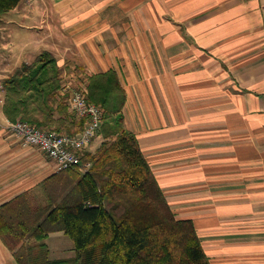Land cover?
Instances as JSON below:
<instances>
[{"label": "crops", "instance_id": "obj_1", "mask_svg": "<svg viewBox=\"0 0 264 264\" xmlns=\"http://www.w3.org/2000/svg\"><path fill=\"white\" fill-rule=\"evenodd\" d=\"M43 52L58 61V102L116 71L126 128L210 263L264 264V0H23L0 20V81ZM5 95L0 207L29 194L56 207L82 173L58 171L7 131ZM45 243L52 261L76 256L63 230ZM38 244H26L33 257ZM0 264H19L1 238Z\"/></svg>", "mask_w": 264, "mask_h": 264}, {"label": "trees", "instance_id": "obj_2", "mask_svg": "<svg viewBox=\"0 0 264 264\" xmlns=\"http://www.w3.org/2000/svg\"><path fill=\"white\" fill-rule=\"evenodd\" d=\"M22 2L0 0V20ZM3 85L4 113L11 121L69 135L85 128V120L77 121L69 113V95L57 101L63 83L50 52L23 65ZM88 88L89 102L104 111L103 142L96 152L83 156L92 162V169L75 174L76 190L56 207L26 208V195L1 206L2 241L19 264H211L194 222L176 218L137 136L126 128L127 95L118 73L93 75ZM55 230L65 231L73 240L74 258H49L45 239ZM31 237L39 243L41 255L36 257L26 248Z\"/></svg>", "mask_w": 264, "mask_h": 264}, {"label": "built area", "instance_id": "obj_3", "mask_svg": "<svg viewBox=\"0 0 264 264\" xmlns=\"http://www.w3.org/2000/svg\"><path fill=\"white\" fill-rule=\"evenodd\" d=\"M88 85L73 89L69 99V109L76 118L85 120V128L76 135L60 133L49 128H38L28 122L7 121L6 129L20 140L25 147H36L48 159L55 162L60 172L77 170L82 174L92 169V162L84 161L83 156L99 136L103 126L102 107L89 102Z\"/></svg>", "mask_w": 264, "mask_h": 264}, {"label": "rangeland", "instance_id": "obj_4", "mask_svg": "<svg viewBox=\"0 0 264 264\" xmlns=\"http://www.w3.org/2000/svg\"><path fill=\"white\" fill-rule=\"evenodd\" d=\"M21 43H19L18 45H20ZM8 51L10 52V49H8ZM3 83H4V80L3 81H0V92H5L4 91V85H3ZM89 89V88H88ZM8 120H10V119H8ZM11 121V120H10ZM13 122V121H12ZM99 136H101V138L103 139V136L101 135V134H99ZM101 139H99V141H100ZM25 201V207L26 208H30V209H32V210H40V209H42V210H48V209H50L51 207H50V200H49V202H48V200H46L45 201V198H44V196L43 195H31V194H29V195H27V196H25V199H24ZM33 212V211H32ZM43 217H44V215H43ZM43 217L42 218H40L41 220L43 219ZM27 245L29 244V245H33V247L37 244V241L35 240V238H30L28 241H27V243H26Z\"/></svg>", "mask_w": 264, "mask_h": 264}]
</instances>
